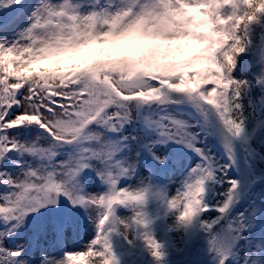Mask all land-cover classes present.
Returning a JSON list of instances; mask_svg holds the SVG:
<instances>
[{
    "label": "snow or ice",
    "instance_id": "6c2138e0",
    "mask_svg": "<svg viewBox=\"0 0 264 264\" xmlns=\"http://www.w3.org/2000/svg\"><path fill=\"white\" fill-rule=\"evenodd\" d=\"M201 2L210 0H191ZM17 3L20 0H0V7ZM60 3L42 0L26 29L14 39H0V264H93L94 258L95 264H122L114 235H123L129 245L141 240L156 264H163L166 245L154 229L161 209L165 220H175L170 232L188 234L198 226L214 264H231L240 255V241H248L244 233L254 227L257 212L246 209L233 215L247 193L241 180L229 177L239 167L241 153L249 167L259 155L251 147L246 115L257 104L248 95L252 84L226 71L237 67L233 55L247 50L236 47L238 37L226 27L217 26L214 44L219 47L211 58L215 67L196 81L153 71L136 74L122 67L127 76L101 75L95 69L91 74L74 73L76 78L60 88L24 83L28 78L18 69L25 53L34 55L29 43L35 14L41 5L51 12V5ZM117 22H110L112 29ZM65 62L78 63L79 58ZM255 85L264 87V79L257 78ZM130 125L140 126L142 133L126 132ZM32 126L41 129L35 139L12 134ZM209 138L219 141L227 163L207 147ZM171 144L199 158L174 195L172 181L157 178L170 163L169 155L159 149ZM143 154L150 160L143 161ZM8 164L18 171L9 170ZM142 166L149 167L148 175L140 173ZM86 172H94L106 191H89ZM121 209L131 215L121 216ZM212 213L216 215L206 218ZM90 225L95 237L67 250L65 245L81 242ZM250 259L246 254L245 264Z\"/></svg>",
    "mask_w": 264,
    "mask_h": 264
},
{
    "label": "clouds",
    "instance_id": "9594fccd",
    "mask_svg": "<svg viewBox=\"0 0 264 264\" xmlns=\"http://www.w3.org/2000/svg\"><path fill=\"white\" fill-rule=\"evenodd\" d=\"M83 7L77 0L51 5V12L41 5L29 43L34 55L25 53L18 69L28 78L24 83L60 88L76 78L74 73L95 69L101 75L127 76L122 67L196 81L215 67L214 27H226L238 37L236 47L248 51L250 33L264 21V0H91L89 11ZM113 20L116 29L110 26ZM242 54L233 55L236 65ZM77 57L78 63L65 62ZM226 71L231 74L235 67ZM257 78L264 79V69Z\"/></svg>",
    "mask_w": 264,
    "mask_h": 264
},
{
    "label": "rangeland",
    "instance_id": "374dc122",
    "mask_svg": "<svg viewBox=\"0 0 264 264\" xmlns=\"http://www.w3.org/2000/svg\"><path fill=\"white\" fill-rule=\"evenodd\" d=\"M26 1L29 4L28 10L25 12L24 15L20 16L16 20H14L12 22V24H10L9 26L0 30V39H8V40L14 39L17 36V34H19L21 31H23L24 29H26L30 25L31 13L35 9V7L42 2V0H26ZM52 2L59 3V2H62V0H52ZM77 2H80L84 5V7H83L84 12L89 11V9L91 7V0H77ZM101 3L102 4L106 3V0H101ZM13 5H11L9 7H1V11L5 12V16L12 17L11 10H12ZM250 36H251L252 43L249 45L248 51L239 57V62H238L237 67L233 73V76L235 78H237L239 80H247V81L251 82L252 87H251L248 95L254 101L257 102L255 111H253L251 108H250L251 110L248 108L246 111V115L248 116V135L249 136H251V129H252L255 121L261 120L263 122V128H264V102H261V98L264 97V87H258L255 85V81H256L257 77L259 75H261V69H264V60H263V58H259V57H257L256 59L252 58V56L255 54V49L257 47V43L259 42V40L261 38H264V21H262L261 25L253 28L252 32L250 33ZM263 56H264V52H263ZM244 58L246 59V61L247 60L248 61L243 62ZM243 67L246 68V70H243L242 69ZM244 103H245V105H247V103H248L247 100H245ZM134 127H135V132L133 131ZM126 132L132 133V134H140V133H142V129L140 128V126L130 125L126 129ZM12 134L18 135L21 140H24V139L32 140L41 134V129L36 127V126L28 127L26 129H23V130H15L14 129V130H12ZM207 147H209V146H207ZM251 147L256 149L258 154H259V152H264V131L261 133V135L258 138H255V139L252 138ZM134 151H135V147H134ZM159 151L166 154L167 149L165 147H162L159 149ZM211 151L220 160V162L223 163L221 161V159L219 158V154L214 153L213 152L214 150H212V149H211ZM131 158L135 159L134 152L131 155ZM12 159L16 160V159H20V157L13 155ZM24 159H30V158L24 157ZM251 162H253V163L255 162L254 175L258 174L260 171L263 170L264 163L260 162V160L258 159V156L256 159L251 160ZM8 167H9V170L18 171V169H16L15 165L8 164ZM185 168H186V166H185ZM238 169H239V167L234 168L230 172V178L237 179L236 173H237ZM183 170H184V172H183ZM183 170L177 166L175 167L174 165H171V166H168V169H165L166 174L158 175L157 178L159 179L160 176H163L164 182L171 180L172 183L170 184V192H171V194L174 195L176 188L179 186V182L183 178V175L185 173V169H183ZM139 171L141 174L148 175L150 170L148 169V167L142 166ZM85 180H86V183L88 184V190L89 191H92V192L106 191V186L96 177L95 173L91 176L90 179H85ZM131 183L135 184L136 181H131ZM218 190L223 191V189H218ZM0 191H2V188H0ZM41 211L46 212L47 209H43ZM153 211H154V209H153ZM160 212L163 213V210L161 209ZM239 212H241V211H237L236 213H239ZM120 215L124 216V217H128L131 215V213L121 209ZM214 215H216V213H212L211 215L206 214V218H211V216H214ZM162 222H169L170 226L175 224V220L172 217H169L166 220L165 219L162 220V218H161L159 220V223L162 224ZM34 223L38 224L39 221L38 220L34 221ZM185 234L186 233L183 230L173 232L171 237H173L175 239L176 248L182 249L184 247V236H185ZM95 235H96V231L90 225L88 227L87 231L85 233H83L82 240L80 243L65 245V248L67 250H76L80 247L81 243L86 244L88 241L92 240L95 237ZM156 236L158 239H160V240L162 239L163 236H162L160 230H159V232L156 233ZM129 238L131 239V234L129 235ZM44 244H45V247H47V241H45ZM137 245H138V243L136 240L133 241L132 245L128 244V250L130 251L131 254H137L138 253ZM48 251H49V253H55V254L63 255V253L60 252L58 249H49ZM183 254H184V256H186V258L183 257L181 259L183 262L196 263V264H214L210 254H209V258L207 257V259H209L210 262H207V263H205L204 259H203V262H200V259H201V258H199L200 256L188 258L187 252L184 251ZM133 256H135V255H133ZM93 264H95V258L93 259ZM231 264H236V262L233 261V262H231Z\"/></svg>",
    "mask_w": 264,
    "mask_h": 264
},
{
    "label": "trees",
    "instance_id": "16d2710c",
    "mask_svg": "<svg viewBox=\"0 0 264 264\" xmlns=\"http://www.w3.org/2000/svg\"><path fill=\"white\" fill-rule=\"evenodd\" d=\"M263 195H264V193L261 196H263ZM244 235L247 236L248 239H252L253 244H252V242L248 243L245 240L240 241V255H239V257H240L241 261L242 262L245 261V255L247 254L251 257V259L248 261V264H257V262H258V264H264V253L260 254L261 259L259 258V256H257L255 254L257 244L264 239V213H263V217L260 221V227L257 229L251 230L250 232H245ZM128 264H131L130 260H128ZM163 264H166V262Z\"/></svg>",
    "mask_w": 264,
    "mask_h": 264
},
{
    "label": "bare ground",
    "instance_id": "6f19581e",
    "mask_svg": "<svg viewBox=\"0 0 264 264\" xmlns=\"http://www.w3.org/2000/svg\"><path fill=\"white\" fill-rule=\"evenodd\" d=\"M250 109V108H249ZM251 110V109H250Z\"/></svg>",
    "mask_w": 264,
    "mask_h": 264
}]
</instances>
